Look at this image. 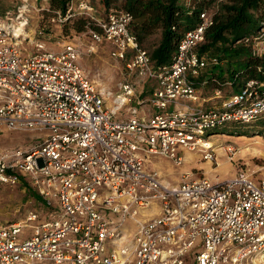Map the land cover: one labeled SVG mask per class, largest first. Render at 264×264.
<instances>
[{
	"label": "built area",
	"instance_id": "obj_1",
	"mask_svg": "<svg viewBox=\"0 0 264 264\" xmlns=\"http://www.w3.org/2000/svg\"><path fill=\"white\" fill-rule=\"evenodd\" d=\"M14 1L21 5L0 18V126L37 133L40 142L0 155V183L15 185L21 173L45 213L33 209L0 224V264H184L188 257L194 264H264V167L260 173L245 164L228 179L182 172L175 184L149 167L154 158L181 167L186 152L211 161L210 132L263 119L264 64L255 69L259 78L241 70L233 82L200 81L202 71L222 65L196 52L213 20L203 12L170 63L154 67L130 31L129 13L100 16L88 0H75L65 14H51L50 24L84 17L88 54L109 44L113 59L130 58L128 76L155 85L140 100L124 80L109 104L79 65L80 47L66 40L53 50L35 41L21 21L28 0ZM184 4L192 8L191 0ZM236 44L264 59V25ZM209 83V100L220 101L212 108L201 91Z\"/></svg>",
	"mask_w": 264,
	"mask_h": 264
},
{
	"label": "rangeland",
	"instance_id": "obj_2",
	"mask_svg": "<svg viewBox=\"0 0 264 264\" xmlns=\"http://www.w3.org/2000/svg\"><path fill=\"white\" fill-rule=\"evenodd\" d=\"M121 1L114 0L111 8L119 9ZM88 3L95 7L96 15L103 16L100 0H88ZM20 5V1L0 0V18L4 11L16 10V7ZM48 8V0H28L21 21L27 20L28 26L26 30L31 36H34L35 41L42 42L46 47L53 50H58L66 40H71L77 44L83 51L79 65L99 89L109 97V104L114 100L119 92V85L124 80H129L133 84L135 96L140 100H145L149 97L150 92L155 88L154 82L148 79L136 78L134 74L128 76L125 65L130 58L125 61L113 59L110 55L112 48L109 44L95 46L94 52L88 54L86 50L91 46V43L88 38L87 28L80 33L73 31L71 28L67 32L62 31L60 27L50 24V14L45 11ZM159 42L160 32H157L147 40L142 48L150 52ZM234 68L238 70L237 67ZM224 69L225 67L222 68V70ZM211 89L210 86L203 87V91L201 88L203 92L202 98H206L204 92ZM130 105L137 108L134 98ZM143 110L152 111L146 105ZM172 110V106L166 109L167 112ZM261 121L262 119L248 125L227 124L223 128L210 132L214 134L207 140L213 150V159L211 161L203 160L198 153L186 152L184 153V162L181 167H176L171 161L160 158L152 159L149 167L159 170L164 180L170 184L177 183L182 172L191 173L196 179H211L215 177L228 179L234 176L245 164H248V167L253 170L262 169L260 170V173H262L264 167V126ZM39 142L40 137L37 133L11 131L0 126V155L11 154L17 150L28 151ZM247 147L250 152H240ZM227 148H233L235 153H238L231 156L225 151ZM15 176L18 179V183L15 185L0 183V224L18 222L24 218L28 211L33 209L39 211V214L45 213V210L41 213L42 207L39 202L27 193V189L33 192L29 179L21 173H15ZM24 233L28 236L30 231L26 229ZM184 264H194V262L191 257H188Z\"/></svg>",
	"mask_w": 264,
	"mask_h": 264
},
{
	"label": "trees",
	"instance_id": "obj_3",
	"mask_svg": "<svg viewBox=\"0 0 264 264\" xmlns=\"http://www.w3.org/2000/svg\"><path fill=\"white\" fill-rule=\"evenodd\" d=\"M73 1L48 0L50 16L54 12L65 14ZM113 3L114 0H100L101 13H129L132 17L130 31L142 50L147 40L160 32L159 44L150 52L144 50L154 67L169 64L181 35L200 23L201 13L211 12L212 25L206 29L204 42L196 52L205 58L216 57L222 65L202 71L200 81L216 78L220 82H233L234 72L241 70H248V77L259 78L255 69L264 64V59H251L249 49L236 43L264 25V0H191L190 9L186 8L184 0H122L119 9L111 8ZM87 24L88 20L84 17H75L61 29L67 32L71 28L80 33ZM208 86L212 88L214 84L209 83ZM261 124L264 126V118ZM27 193L40 202L34 191L27 189Z\"/></svg>",
	"mask_w": 264,
	"mask_h": 264
},
{
	"label": "crops",
	"instance_id": "obj_4",
	"mask_svg": "<svg viewBox=\"0 0 264 264\" xmlns=\"http://www.w3.org/2000/svg\"><path fill=\"white\" fill-rule=\"evenodd\" d=\"M202 91H203V88H202ZM204 95L206 96V98H204L206 101V103H205L206 108H212L216 105H219L220 101H215V100L210 101L209 100L211 98V96H208V95H212V89L204 92ZM202 96H203V92H202Z\"/></svg>",
	"mask_w": 264,
	"mask_h": 264
},
{
	"label": "bare ground",
	"instance_id": "obj_5",
	"mask_svg": "<svg viewBox=\"0 0 264 264\" xmlns=\"http://www.w3.org/2000/svg\"><path fill=\"white\" fill-rule=\"evenodd\" d=\"M18 31H19V32H22V29L19 28ZM254 141H255V140H254ZM256 144H258V143H256ZM207 145H208V146H207V149H211V148H210L211 146H209V143H207ZM240 152H241V153H245V152L248 153V152H250V149L247 147V148L241 150Z\"/></svg>",
	"mask_w": 264,
	"mask_h": 264
}]
</instances>
